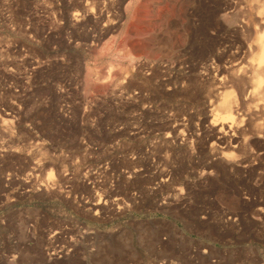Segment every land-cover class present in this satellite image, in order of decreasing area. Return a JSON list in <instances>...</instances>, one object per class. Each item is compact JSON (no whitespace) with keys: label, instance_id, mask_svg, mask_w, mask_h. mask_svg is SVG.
Segmentation results:
<instances>
[{"label":"rangeland","instance_id":"1","mask_svg":"<svg viewBox=\"0 0 264 264\" xmlns=\"http://www.w3.org/2000/svg\"><path fill=\"white\" fill-rule=\"evenodd\" d=\"M263 4L0 0V264H264Z\"/></svg>","mask_w":264,"mask_h":264},{"label":"bare ground","instance_id":"2","mask_svg":"<svg viewBox=\"0 0 264 264\" xmlns=\"http://www.w3.org/2000/svg\"><path fill=\"white\" fill-rule=\"evenodd\" d=\"M261 9H262L261 14L264 15V4H263ZM257 39H258V48H257L255 55H254V58H253L252 67L250 68L251 72H247L248 70L245 69L246 66L245 67L242 66L241 68L238 67L239 70H237L236 72L240 73V74L242 73V76H243V73L244 74L251 73L255 77V81L257 80V82H258V86H257L258 89L257 90H259V92H260V88H263L261 86H262V84H264V34L259 35ZM232 72H235V70H233ZM234 75H235V73H234ZM237 75L238 74H236V76ZM255 81H254V85H255ZM257 90L254 89L252 93L256 94ZM260 93H262V92H260ZM263 93H264V90H263ZM261 96H262V94H261ZM233 103L234 102H232L228 96H226L224 98V101H223L222 105L220 106V108L222 107L221 109H223V112H221L222 114L219 115V119L222 120L223 123L228 122V123L234 124L233 122H235L236 116L233 114V111H234L233 108H235V107H233V105H234Z\"/></svg>","mask_w":264,"mask_h":264}]
</instances>
